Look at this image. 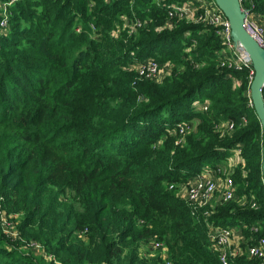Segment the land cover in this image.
<instances>
[{"label": "trees", "instance_id": "obj_1", "mask_svg": "<svg viewBox=\"0 0 264 264\" xmlns=\"http://www.w3.org/2000/svg\"><path fill=\"white\" fill-rule=\"evenodd\" d=\"M181 1L8 5L0 27V205L17 215L19 235L52 259L25 253L0 224V264H221L207 224L245 225L246 236L255 225V237L264 236L262 131L248 70L218 64L213 27L168 17ZM239 1L264 19V0ZM125 19L146 24L128 35ZM146 59L170 62V74L139 78L129 68ZM199 99L207 110L194 106ZM179 122L192 128L180 135ZM229 122L232 132L222 129ZM237 149L244 164L232 178L245 205L231 200L204 216L179 197L188 178ZM149 237L164 243L167 259L141 253Z\"/></svg>", "mask_w": 264, "mask_h": 264}, {"label": "built area", "instance_id": "obj_2", "mask_svg": "<svg viewBox=\"0 0 264 264\" xmlns=\"http://www.w3.org/2000/svg\"><path fill=\"white\" fill-rule=\"evenodd\" d=\"M13 1L8 0L6 3L0 2L1 28L7 25L8 5ZM241 9L244 13V29L259 46L264 48V19L248 8L241 7ZM168 17H176L177 19L213 27L221 43V48L217 53L218 64L221 67L231 70L247 69L251 82L254 73L251 59L242 45L234 43L229 21L214 0H184L172 3L168 11ZM145 24V21L142 22L136 19L130 23H125V27L128 34H131L135 33L138 28ZM165 27H172L170 20L165 23ZM129 69L135 70L137 76L141 79L159 81L170 74L172 64L170 62L161 64L155 59H146L133 63ZM233 84L238 85L239 80L234 78ZM251 104L250 99L249 105ZM194 106L199 110L205 111L208 109L209 104L207 100H196ZM241 120L243 125L246 124L245 117ZM191 128L192 126L188 122H179L176 131L178 134L184 135ZM222 129L232 132L234 124L231 122L226 123ZM180 140L178 138L176 142ZM228 164L229 166H224L221 163H217L215 166H203L199 173L188 178L187 183L182 184L178 188L179 197L195 210H202L205 216L213 213L218 205H222L231 200L237 199L240 206L245 205L246 198L242 197L238 199L235 195L236 186L232 178L235 167L239 164H244L240 149H237L228 158ZM169 188H174L173 184L169 185ZM248 202L251 208H256V203L253 198H250ZM16 217L17 215L7 216L5 210L0 205V224L5 233L8 234L7 231L9 229L16 228L18 221L11 220V218ZM207 225V236L221 264H234L233 260L241 257L248 260L257 259L259 264H264V236L255 237L259 229L258 226H250L249 236H246L243 232V229H247L245 225H238V227ZM13 237L15 240L20 241V247L34 254H41L47 261L52 259L51 256L46 254L40 242L34 239H23L18 231L14 232ZM147 243L149 244L150 253L159 254L162 259H167L168 252L163 242L157 240L155 237H149ZM54 262L61 264L58 261Z\"/></svg>", "mask_w": 264, "mask_h": 264}, {"label": "water", "instance_id": "obj_3", "mask_svg": "<svg viewBox=\"0 0 264 264\" xmlns=\"http://www.w3.org/2000/svg\"><path fill=\"white\" fill-rule=\"evenodd\" d=\"M229 21L231 36L236 44L242 45L248 53L253 67V78L249 86V94L254 112L262 131L261 173L264 183V48L243 27L244 13L239 0H214Z\"/></svg>", "mask_w": 264, "mask_h": 264}, {"label": "rangeland", "instance_id": "obj_4", "mask_svg": "<svg viewBox=\"0 0 264 264\" xmlns=\"http://www.w3.org/2000/svg\"><path fill=\"white\" fill-rule=\"evenodd\" d=\"M128 21H125V23H127ZM124 24V23H123ZM121 28H122V26H121ZM120 28V29H121ZM126 28V27H125ZM126 30V29H125ZM127 34H128V32H127ZM129 35V34H128ZM147 58H150V57H147ZM200 100V99H199ZM221 164L222 165H224V166H229V164H228V159H227V161H224V162H221ZM205 216V215H204ZM207 216H209V215H207ZM19 220V219H18ZM1 227V226H0ZM236 227H238V226H236ZM2 229H3V227H2ZM9 229V228H8ZM17 228H13V229H9L7 232H8V234L7 235H9L11 238H14L13 237V234H14V232H16L17 230H16ZM149 244L148 243H146V244H144V245H142V248H141V253L142 254H147V253H150V248H149V246H148ZM20 249H22V250H24V252L25 253H29V250H27V249H24V248H22V247H19ZM32 256H35L36 258H41L40 256H41V254H34L33 253V255ZM91 264V263H90Z\"/></svg>", "mask_w": 264, "mask_h": 264}]
</instances>
